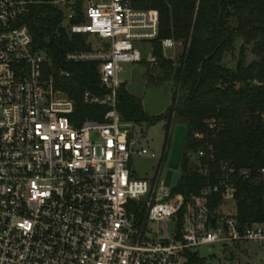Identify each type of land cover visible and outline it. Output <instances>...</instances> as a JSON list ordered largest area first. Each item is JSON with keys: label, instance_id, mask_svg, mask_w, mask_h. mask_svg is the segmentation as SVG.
Masks as SVG:
<instances>
[{"label": "built area", "instance_id": "obj_1", "mask_svg": "<svg viewBox=\"0 0 264 264\" xmlns=\"http://www.w3.org/2000/svg\"><path fill=\"white\" fill-rule=\"evenodd\" d=\"M143 1H47L61 15L59 28L85 39L87 49L68 51L65 63L98 64L106 91L83 95L85 104L107 109L102 122L78 125L74 102L57 89L70 73L34 50L22 24L41 2L0 0V264H188V253L215 247L218 264H241L230 246L264 251V224L235 214L239 184L264 182V168L220 162L215 183L188 201L165 184L169 148L159 156L136 150L135 125L120 115L118 92L123 64L155 61L160 17L139 8ZM178 45L162 41L163 53ZM205 125L219 129L215 119ZM148 155L159 168L150 180L135 179L133 158ZM189 158L212 173L211 144Z\"/></svg>", "mask_w": 264, "mask_h": 264}, {"label": "trees", "instance_id": "obj_2", "mask_svg": "<svg viewBox=\"0 0 264 264\" xmlns=\"http://www.w3.org/2000/svg\"><path fill=\"white\" fill-rule=\"evenodd\" d=\"M35 1L41 3L22 24L30 31L34 50L46 53L53 69L70 73L57 89L74 102L73 121L78 125L102 122L107 109L83 100L85 91L98 96L106 93L100 85L99 65L64 61L68 51L87 49L85 39L69 38L59 28L61 15L47 4L48 0ZM139 8L159 14V36L153 42L155 61L153 66L146 64L147 79L149 83L171 85L172 104L165 114L150 117L141 99L122 85L118 111L125 122L136 125L154 126L164 121L169 149L176 127L187 128L180 178L173 193L188 201L199 196L215 183L220 162L253 171L264 168V0H144ZM164 40L183 47L176 60L166 59ZM155 71L160 74L155 76ZM46 76L59 79L58 75ZM211 119L218 121L216 132H208L205 125ZM198 134L205 139L196 140ZM207 143L216 156V161L209 164L212 173L208 176L200 172L205 161L189 158ZM235 214L243 222L264 224V182L239 184ZM187 258L188 264H205L194 254L188 253Z\"/></svg>", "mask_w": 264, "mask_h": 264}, {"label": "rangeland", "instance_id": "obj_3", "mask_svg": "<svg viewBox=\"0 0 264 264\" xmlns=\"http://www.w3.org/2000/svg\"><path fill=\"white\" fill-rule=\"evenodd\" d=\"M183 52V47L178 45L176 49L168 51L165 55L166 59L176 60ZM253 58H250L252 60ZM149 63L153 66V63L146 60L140 64H123V72L120 74V81L124 84L126 90L133 95L141 99L144 111L150 117H158L167 111L172 104V87L169 84L157 85L149 83L147 79V67ZM160 73L155 71L154 75L158 76ZM135 125V129L132 132V138L136 141V150L147 149L156 155H160L165 145L167 149L168 142L165 144V125L166 123L159 122L154 126L147 125ZM172 131V127H171ZM170 131V133H171ZM173 142V141H172ZM172 147V143H171ZM171 151V148H170ZM169 161V158H168ZM168 161L162 167L163 176L168 171ZM160 161L158 159H152L149 155L142 157H134L131 165V171L135 179L150 180L157 169L159 168ZM170 224L161 225L162 229L169 228ZM239 249L241 264H264V251L256 244H244L240 247H232L229 249ZM217 248H213L210 252V248H202L198 253V258L206 259L205 264H218Z\"/></svg>", "mask_w": 264, "mask_h": 264}, {"label": "water", "instance_id": "obj_4", "mask_svg": "<svg viewBox=\"0 0 264 264\" xmlns=\"http://www.w3.org/2000/svg\"><path fill=\"white\" fill-rule=\"evenodd\" d=\"M149 129V125H147ZM187 135V128L183 125H178L175 129L172 147L170 151L169 161H168V171L166 173L165 184L167 187H172L173 189L177 187L180 178V163L183 155V149L185 144V139Z\"/></svg>", "mask_w": 264, "mask_h": 264}]
</instances>
